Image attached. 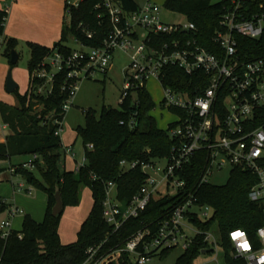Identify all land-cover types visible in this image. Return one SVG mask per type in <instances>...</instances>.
Wrapping results in <instances>:
<instances>
[{"label":"built area","instance_id":"obj_1","mask_svg":"<svg viewBox=\"0 0 264 264\" xmlns=\"http://www.w3.org/2000/svg\"><path fill=\"white\" fill-rule=\"evenodd\" d=\"M84 1L67 0L66 14L71 16ZM220 1L223 3L221 29L214 37L221 48L219 53L202 46L194 34L192 37L186 35L197 31L194 23L165 22L156 0H142L134 11L125 10L120 0H102L96 7H105L113 24L103 44L88 46L75 39L78 47L69 53L54 50L34 73L43 81L36 91L46 97L53 94L59 76L65 77L63 91L68 97L63 113L67 115L79 82L97 72L108 73L115 53L120 50L130 57L120 104L130 93L148 89V82L157 79L164 90V107L180 110L176 114L177 119L172 122L175 125L168 128L169 136L176 140L168 156L150 161H121L125 170L140 168L145 176L144 182L130 199H121L117 183L108 182L103 217L113 235L129 220L141 217L153 200L165 197L178 199L164 206L157 217L146 222L123 242L108 246L109 236L103 242L90 246L81 264H146L156 254L176 248L187 251L200 234L205 235V241L211 247L219 245L216 239H212L210 230L203 231L195 222L210 220L214 209L199 203L197 190L186 192L187 182L182 178L185 166L199 154L205 158L206 165L198 188L211 184L209 177L228 166L244 167L258 178L249 192V198L264 208V124L256 125V120L264 118V54L255 58L244 57L237 38H264V0ZM4 10L9 13V7ZM79 27L89 38L93 37V32L84 24ZM162 35H168V39L160 41ZM3 40L0 35V48ZM168 67H179L189 75L205 73L209 77L207 87L201 95L192 97L186 91L165 86L163 78ZM65 117L57 120V135H62ZM135 121L131 120L132 127ZM88 147L93 148V144ZM66 151L70 153L72 150ZM38 159L39 156L34 154L22 167L35 170ZM85 163L86 157L76 171ZM17 169L18 166H13L12 173L16 174ZM20 189L23 190V185ZM28 191L31 193V188ZM8 212L9 218H0L3 239H8L13 231L12 218L22 214L23 210L12 206ZM261 228L264 224L257 229L255 238L246 229L238 228L247 233L251 244L249 252L236 247L233 239L237 229L231 231L232 255L244 259L247 264H259L258 257L264 251V240L258 235Z\"/></svg>","mask_w":264,"mask_h":264},{"label":"trees","instance_id":"obj_2","mask_svg":"<svg viewBox=\"0 0 264 264\" xmlns=\"http://www.w3.org/2000/svg\"><path fill=\"white\" fill-rule=\"evenodd\" d=\"M127 11H134L140 0H120ZM102 0H85L66 18L62 38L53 47L38 43H29L31 49L30 84L27 92L20 96V105L0 103V116L11 133L5 142H0V159L18 155L37 154L36 169L29 170L18 166L17 173L27 182L43 188L48 196V205L42 222L32 215L25 214L22 228L13 230L8 239L0 235V264H81L87 257L90 246L106 240L108 246L123 242L146 222L157 217L164 206L173 204L176 197L153 200L148 210L137 219L129 220L116 234H110V227L103 217V203L106 198V186L110 181L118 185L121 199H130L142 186L144 173L140 168L125 170L122 160L150 161L152 158L168 156L176 143L169 134V129H161L156 118L151 114L156 102L147 88H142L130 95L120 104V108L104 107L97 116L92 109L86 111V125L77 128V137H81L85 146L86 163L78 171L62 167L66 158V147L62 137L56 134L62 119L63 105L68 97L63 91L64 76H59L54 92L50 96L39 95L36 91L42 80L34 73L44 59L54 50L69 53L73 47L68 45L70 36L88 46H101L113 29L108 10L96 7ZM168 10L187 16L189 22L196 25V32L186 35L196 36L199 43L212 52L219 53L221 48L214 37L221 29L223 3L215 0H166ZM8 13L0 9V35L7 45V56L18 46V40L6 35ZM84 24L93 37L89 38L79 27ZM185 33V32H182ZM243 56L255 58L264 54V38L252 39L237 36ZM168 35H162L160 41H166ZM209 77L203 72L187 74L179 67H168L163 84L177 91H186L192 97L199 96L207 87ZM178 114L179 109L171 108ZM135 119L132 127L130 122ZM125 123L122 124L121 122ZM256 125L264 124V118L256 120ZM171 123L168 128L174 126ZM93 144V148L88 145ZM199 154L185 166L182 178L187 182L186 192L197 190L200 204L210 205L214 216L208 221L195 220L203 230L208 231L217 222L221 230V246L228 264H247L242 258L232 255L233 245L229 233L234 229L244 228L255 238L257 229L264 224V208L249 198V192L257 181V175L244 167H234L231 176L224 185L205 184L198 188V181L206 165L205 158ZM39 171L42 180L35 174ZM88 186L94 199L92 209L82 224L75 242L63 243L59 229L62 215H53L56 204V192L62 194L64 205H77L80 202L81 187ZM10 205L0 197V218ZM22 235V237H20ZM204 250L212 251L200 234L194 244L185 251L175 264H192ZM171 250L162 254H168ZM116 264V263H112ZM127 264V263H125Z\"/></svg>","mask_w":264,"mask_h":264},{"label":"rangeland","instance_id":"obj_3","mask_svg":"<svg viewBox=\"0 0 264 264\" xmlns=\"http://www.w3.org/2000/svg\"><path fill=\"white\" fill-rule=\"evenodd\" d=\"M220 1V0H215ZM161 7V16L163 20L169 24H186L187 16L178 12L168 10L165 7L166 0H156ZM67 15V14H66ZM67 15V19H68ZM71 47H78L76 40L70 36L68 42ZM7 45L2 44L0 48V103H8L10 105L19 106L20 96L24 95L30 84V61L31 49L28 43L20 42V44L11 51L15 50L19 54V60L12 63V59L7 56ZM130 64V57L118 50L115 53L113 65L108 73L97 72L90 78H84L79 82V89L75 96L72 107L67 112L64 119V130L62 132V140L65 147H72L73 151L66 154V169H74L75 166L85 159V146L83 139L77 137V128L86 125V111L94 110L97 116L101 115L103 108L113 107L120 108L122 93L126 84L125 71ZM12 71L14 81L18 84V88L12 92L7 89L8 75ZM148 90L156 102V108L152 111V115L156 118L158 126L161 129H168L169 125L177 119V115L164 107L162 101L164 98V90L157 79L148 82ZM10 132L9 127H4V123L0 116V138ZM76 137L78 138L75 142ZM75 154V155H74ZM32 159V155H18L12 158L0 159V197L5 200L8 198L16 202L23 208L26 214H34L33 216L41 222L45 217L47 208V193L38 186L30 184L19 173L13 174L11 168L13 166L23 165ZM23 161V162H22ZM163 162L162 164H164ZM65 159L62 167H65ZM232 167L228 166L223 171H218L210 176V182L215 185H224L231 176ZM37 177L42 180L39 171H36ZM24 183L23 190L20 184ZM32 190L33 196H28V189ZM92 191L88 186L83 185L80 191V202L77 205H66L60 222V237L63 242L71 243L78 239V233L83 222L89 215L93 206ZM25 214H19L14 219L15 226L20 229ZM31 215V214H30ZM210 234L212 239H216L219 245H213V250L201 253L192 264H228L225 257L224 249L221 246V230L219 224L215 222ZM184 253L182 248L171 250L168 254H156L146 264H175L177 259Z\"/></svg>","mask_w":264,"mask_h":264},{"label":"crops","instance_id":"obj_4","mask_svg":"<svg viewBox=\"0 0 264 264\" xmlns=\"http://www.w3.org/2000/svg\"><path fill=\"white\" fill-rule=\"evenodd\" d=\"M66 1L67 0H0V9L9 7L5 31L6 35L17 39L18 45L20 42L28 43V45L32 42L47 47H53L55 43L62 38L64 24L67 18ZM140 2H142V0H140ZM4 127H8L7 124H4ZM10 133L11 130L9 133H6L3 138H0V142H5ZM77 139L78 138L76 137L75 142ZM67 149L73 151L72 147H66V150ZM66 163L67 161L65 158V168L67 167ZM82 163L83 162L77 164L73 170H76ZM0 170L2 169L0 168ZM22 178L25 179L23 176ZM20 185H23L24 187V183H21ZM26 192L28 196H33L32 191L31 193L29 191ZM6 201L10 207L15 206L22 209V215L26 214L25 210L17 205L16 202L11 201L8 198ZM30 214L36 221L41 222V220H38L33 216L34 214H32V212ZM17 215L12 218L13 230H20L22 228L21 226L20 229H17L15 226L14 219ZM1 218H9V212L7 211L4 213Z\"/></svg>","mask_w":264,"mask_h":264},{"label":"water","instance_id":"obj_5","mask_svg":"<svg viewBox=\"0 0 264 264\" xmlns=\"http://www.w3.org/2000/svg\"><path fill=\"white\" fill-rule=\"evenodd\" d=\"M12 63H16L19 60V54L14 50L12 53ZM18 88V84L14 81L12 71H10L7 80V89L12 92ZM65 209L64 201L62 198L61 192L58 190L56 192V204L53 207V215L59 217L63 214ZM208 252V250H204L203 253Z\"/></svg>","mask_w":264,"mask_h":264},{"label":"clouds","instance_id":"obj_6","mask_svg":"<svg viewBox=\"0 0 264 264\" xmlns=\"http://www.w3.org/2000/svg\"><path fill=\"white\" fill-rule=\"evenodd\" d=\"M240 233L241 235L233 239V243L238 249H241L243 252H249L251 250L250 241L247 239V233L242 229L235 230V234ZM230 238L233 236V233H229ZM259 237L264 240V228L258 230ZM259 264H264V251H262L258 257Z\"/></svg>","mask_w":264,"mask_h":264},{"label":"snow or ice","instance_id":"obj_7","mask_svg":"<svg viewBox=\"0 0 264 264\" xmlns=\"http://www.w3.org/2000/svg\"><path fill=\"white\" fill-rule=\"evenodd\" d=\"M239 235H241L240 233H236V234H234V237H237V236H239Z\"/></svg>","mask_w":264,"mask_h":264}]
</instances>
